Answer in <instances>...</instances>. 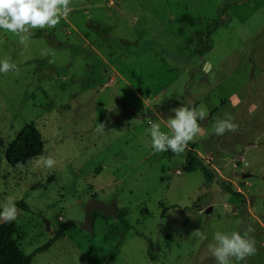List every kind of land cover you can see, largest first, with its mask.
Returning <instances> with one entry per match:
<instances>
[{"label":"rangeland","instance_id":"rangeland-1","mask_svg":"<svg viewBox=\"0 0 264 264\" xmlns=\"http://www.w3.org/2000/svg\"><path fill=\"white\" fill-rule=\"evenodd\" d=\"M69 7L55 27L33 30L26 46L0 30V60L19 68L0 73V206L9 197L16 204L18 245L33 264H216L208 251L214 234L251 225L257 251L232 264H264V0ZM181 106L206 107L202 132L180 155L155 153L151 124L170 133L167 119ZM225 113L238 130L218 136L212 126ZM30 122L45 140L40 157L56 160L52 169L40 157L23 170L5 158ZM189 148L213 178L186 170ZM92 198L128 207L132 228L98 214L84 230ZM70 219L78 226L45 248ZM197 229L206 240L191 234Z\"/></svg>","mask_w":264,"mask_h":264},{"label":"clouds","instance_id":"clouds-1","mask_svg":"<svg viewBox=\"0 0 264 264\" xmlns=\"http://www.w3.org/2000/svg\"><path fill=\"white\" fill-rule=\"evenodd\" d=\"M71 0H0V30L12 33L19 38L22 45H27L33 30L55 27L62 18H67L70 12ZM10 71L19 73V68L11 62L10 58L0 60V73L7 74ZM174 116L167 119L166 126L170 130H161L159 123H152L149 129L151 147L155 153L171 151L176 155L182 154L188 144L202 132L198 123L208 115L206 107L200 108L181 106L172 109ZM234 117L225 113L224 118H217L213 123V131L218 136H223L226 131L236 132L238 125L233 122ZM105 123H99L95 132L102 134L105 131ZM39 163L49 169L56 165L52 156H42ZM23 170V164L17 163ZM0 210V220L12 222L17 218L18 209L14 200L7 198ZM255 230L251 225L241 234L239 231L224 233L217 231L213 236V243L208 245V251L216 261V264H232L245 261L247 257L256 253L255 239L251 236ZM191 234L207 239L199 229Z\"/></svg>","mask_w":264,"mask_h":264},{"label":"trees","instance_id":"trees-1","mask_svg":"<svg viewBox=\"0 0 264 264\" xmlns=\"http://www.w3.org/2000/svg\"><path fill=\"white\" fill-rule=\"evenodd\" d=\"M198 123L200 124V121H198ZM188 145H191V143ZM44 148L45 140L42 132L35 122H30L26 124L18 132L15 139L5 147L4 154L7 162L11 166L17 167L16 165L18 162L23 164V166H26L40 157L44 152ZM167 152L171 155H176L170 150ZM186 161L188 164L186 167L187 171L200 170L207 179L213 178V174L209 167L199 158V155L193 148L188 149ZM225 190L235 195L240 194L233 189L232 185H225ZM18 204L22 208L27 207L24 201L19 202ZM0 210H2V208H0ZM98 214L104 215L101 212H95V219ZM129 214L130 209L128 207H122L119 208L116 217L121 221L126 232L132 228L128 219ZM77 226L78 222L71 219L60 222L59 229L54 233L52 241L45 248H48L54 241L62 238L67 232L72 231ZM18 228L19 225L16 220H13L12 222H0V264H33V256L26 254L15 239V234L17 233ZM145 238L149 242V253L152 255V259L155 260V257L153 256V252L156 249L155 245L151 239L147 237Z\"/></svg>","mask_w":264,"mask_h":264},{"label":"water","instance_id":"water-1","mask_svg":"<svg viewBox=\"0 0 264 264\" xmlns=\"http://www.w3.org/2000/svg\"><path fill=\"white\" fill-rule=\"evenodd\" d=\"M86 218L84 223L81 224L82 228L87 231H92L94 228V213L99 211L105 216L117 217L119 206L116 200H113L111 203H107L103 200L92 198L86 204ZM212 207L207 209V212H211ZM47 230L53 233L51 230V221L46 220Z\"/></svg>","mask_w":264,"mask_h":264}]
</instances>
